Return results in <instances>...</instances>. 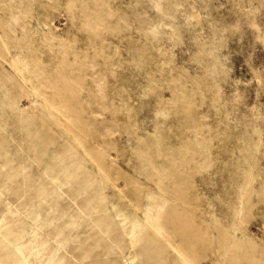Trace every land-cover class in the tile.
Instances as JSON below:
<instances>
[{
	"label": "rangeland",
	"instance_id": "rangeland-1",
	"mask_svg": "<svg viewBox=\"0 0 264 264\" xmlns=\"http://www.w3.org/2000/svg\"><path fill=\"white\" fill-rule=\"evenodd\" d=\"M0 264H264V0H0Z\"/></svg>",
	"mask_w": 264,
	"mask_h": 264
}]
</instances>
